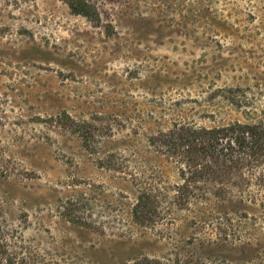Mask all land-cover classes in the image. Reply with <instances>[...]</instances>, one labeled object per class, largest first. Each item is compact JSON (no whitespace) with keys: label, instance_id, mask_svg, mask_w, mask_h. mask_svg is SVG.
I'll use <instances>...</instances> for the list:
<instances>
[{"label":"rangeland","instance_id":"1","mask_svg":"<svg viewBox=\"0 0 264 264\" xmlns=\"http://www.w3.org/2000/svg\"><path fill=\"white\" fill-rule=\"evenodd\" d=\"M72 1L0 0V264H264L259 172L177 199L151 141L264 112V0Z\"/></svg>","mask_w":264,"mask_h":264},{"label":"trees","instance_id":"2","mask_svg":"<svg viewBox=\"0 0 264 264\" xmlns=\"http://www.w3.org/2000/svg\"><path fill=\"white\" fill-rule=\"evenodd\" d=\"M71 7L83 13L85 0H73ZM230 93V91H229ZM231 108H243L239 95H228ZM245 120L221 119L211 125H197L183 121L172 129L153 135L151 141L163 148L168 157H175L184 167L180 169L183 183L177 185V199L190 197V182L201 179H218L219 171L240 169L243 166L259 172L255 199H264V112L249 111ZM217 117V116H215ZM132 208L133 219L142 225L149 220V200L159 199L151 189H142ZM125 264H162L157 259L137 256Z\"/></svg>","mask_w":264,"mask_h":264}]
</instances>
